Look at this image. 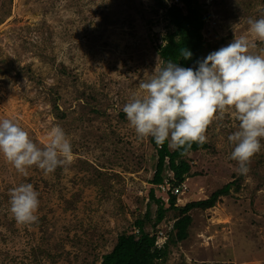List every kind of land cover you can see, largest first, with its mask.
<instances>
[{
  "label": "rangeland",
  "instance_id": "rangeland-1",
  "mask_svg": "<svg viewBox=\"0 0 264 264\" xmlns=\"http://www.w3.org/2000/svg\"><path fill=\"white\" fill-rule=\"evenodd\" d=\"M218 1L200 0L208 12L204 41L246 36L252 52L264 50L247 24L250 17H264L262 0H228L225 7ZM152 5L0 0V120L17 122L41 148L59 125L73 150L70 165L48 175L33 167L26 177L0 154V264H100L121 234L137 233L134 223L147 213L156 157L149 138L137 139L122 108L142 94L139 83L161 64L155 46L165 25L151 16ZM238 124L226 113L209 125L205 144L217 154L190 157L192 166L209 172L186 181L190 193L179 206L210 198L239 175L227 140ZM259 160L264 176V147L251 162ZM165 177L155 195L166 202L172 175ZM244 178L240 194L193 214L189 239L166 264H264V187L251 198L257 182L250 172ZM21 183L39 192V220L31 226L18 225L9 211V192ZM155 205L148 208L152 220ZM157 230L160 244L167 238L165 222Z\"/></svg>",
  "mask_w": 264,
  "mask_h": 264
},
{
  "label": "clouds",
  "instance_id": "clouds-1",
  "mask_svg": "<svg viewBox=\"0 0 264 264\" xmlns=\"http://www.w3.org/2000/svg\"><path fill=\"white\" fill-rule=\"evenodd\" d=\"M165 1L168 7L177 4ZM247 24L249 35L264 42V17H250ZM254 46L248 37L240 36L198 61L195 69L171 60L157 65L150 79L139 83L142 94L133 95L122 108L137 139L152 138L158 146L167 142L169 149L188 155L194 144L202 147L207 142L210 124L232 114L239 124L227 137L230 158L237 173L247 176L253 157L264 147V50L252 52ZM180 56L189 60L192 53L183 48ZM0 154L25 177L33 167L48 175L73 161L71 141L61 126L50 129L41 148L10 118L0 120ZM39 204V192L31 183L9 192V211L18 225L38 223Z\"/></svg>",
  "mask_w": 264,
  "mask_h": 264
},
{
  "label": "trees",
  "instance_id": "trees-1",
  "mask_svg": "<svg viewBox=\"0 0 264 264\" xmlns=\"http://www.w3.org/2000/svg\"><path fill=\"white\" fill-rule=\"evenodd\" d=\"M151 1L153 2L151 16L162 18L165 25L164 33L156 38L159 44H156L155 49L160 65L171 60L181 67L195 69L198 66V61L230 43L229 38H222L214 42L204 41L201 32L208 20V12L204 3H201L200 0H176L177 4L170 7L167 6L165 0ZM219 2L222 7L230 4L228 0H220L216 4L218 5ZM261 2L264 3V0ZM147 24L151 25L152 20L149 19ZM183 48L192 53L191 59H182L180 50ZM149 144L154 149L156 163L153 168L154 176L149 182L150 188L146 198L147 205L145 208L147 213L143 218H138L135 221L134 227L137 233L121 234L118 237L116 246L110 254L102 257L100 264H166L171 251L189 239L190 232L194 227V213L210 211L222 199L232 198L233 195L240 194L242 191L244 176L232 175L233 181L214 192L210 198L190 202L182 207L178 205L182 197L179 195L172 196L174 194L169 191L168 201L165 202L155 195L156 189L165 183V176L172 175L174 187L185 184L190 193L186 181L203 180L209 172L206 167H204V170H199V165L192 166L190 157L201 151H206L207 154L211 155H216L217 152L211 145L204 144L199 147L194 144L190 154L181 155L179 151L169 149L167 142L163 146H158L152 138H149ZM260 168V160L251 162L250 173L257 182L256 187L250 194L251 198H254L257 192L262 191L261 189L264 187V176L259 173ZM143 200L141 203H143ZM151 204H156L153 220L148 214V208H151ZM163 222H165V227L168 228L167 238L161 245H158L157 227ZM147 226H150L148 230H146Z\"/></svg>",
  "mask_w": 264,
  "mask_h": 264
},
{
  "label": "built area",
  "instance_id": "built-area-1",
  "mask_svg": "<svg viewBox=\"0 0 264 264\" xmlns=\"http://www.w3.org/2000/svg\"><path fill=\"white\" fill-rule=\"evenodd\" d=\"M172 180L173 178L171 177V179H169L168 181L172 184ZM164 185V184H163ZM163 185H161L160 187L158 188H161L163 189ZM172 194H174L175 196L176 195H184V194H187L189 191L187 190V188L185 186H180V187H174V185L172 184L171 186V189L169 190ZM168 191V195L170 194V192ZM161 235V233H159ZM159 235V236H160Z\"/></svg>",
  "mask_w": 264,
  "mask_h": 264
}]
</instances>
